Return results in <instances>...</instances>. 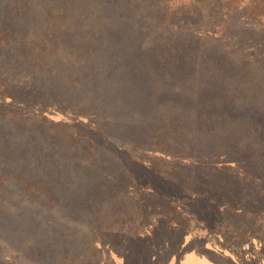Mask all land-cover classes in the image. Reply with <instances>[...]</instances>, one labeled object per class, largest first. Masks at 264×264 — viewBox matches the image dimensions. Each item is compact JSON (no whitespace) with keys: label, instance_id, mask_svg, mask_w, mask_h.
<instances>
[{"label":"rangeland","instance_id":"rangeland-1","mask_svg":"<svg viewBox=\"0 0 264 264\" xmlns=\"http://www.w3.org/2000/svg\"><path fill=\"white\" fill-rule=\"evenodd\" d=\"M90 1L94 11L106 13L100 24L92 26L90 19L83 26L86 29L78 28V51L92 58L91 78H82L78 88L73 89L75 92L69 89L61 99L79 105L92 102L91 112L87 116L78 114L75 119L80 121L79 139H85V134H105L110 140L99 149H106L103 153L108 159L100 160L92 177L68 180L58 203L45 209L56 223L74 227L70 236L44 252L41 249L48 248L49 226L42 225L41 237L40 231L22 227L18 217H12L11 226L16 225L17 233L23 235L20 241L24 254L9 253L7 259L11 258L9 262L13 264H87L88 261L136 264V258L122 257L125 249L131 250L129 254L133 256L131 243L124 246V242L97 232V227L104 225L112 236L125 231L128 236L136 233L141 238L151 229L161 231L165 227L169 236L151 249L150 258H144L145 264H264V214L261 220L243 215L244 207L254 208L246 205L247 195L263 189L257 183L264 179V173L259 172L264 167V138L258 145L249 146L254 137L248 136L245 122L238 121L241 113H247L248 118L257 117L256 125L263 124L264 111L250 114L255 104H246L253 99L236 93L234 84L222 87L220 82L215 83L213 69L198 72L201 55L196 56V62L183 63L181 58L165 64L159 62L158 50L149 46L151 41L141 42V33L154 23L155 16L146 20L136 10L128 11L139 0ZM76 3L79 20L82 1ZM117 8H123V12H117ZM93 27L97 31L90 35L87 29L91 32ZM60 34L65 35V31ZM209 44L199 54H210L215 59L226 51L225 45L220 48L217 43ZM59 72L63 74V70ZM194 76H200V81L193 80ZM43 88L48 95V88ZM252 90L253 87L248 94ZM48 116L53 122L62 120L66 124L59 127L50 124V134L56 137L57 146L72 142L75 135H71L70 125L65 121H73V114ZM210 118L230 119L228 124H223L224 129H218L222 136L214 137L223 154L216 160L211 148L206 163L182 160L180 154L186 155L190 146L205 147L200 135L206 134ZM93 127L98 130L89 133L88 129ZM156 131L166 132V140L157 136ZM228 136L234 144L222 146ZM155 141L159 144L157 149L152 144ZM242 150L246 156L240 159ZM150 153L156 157L151 166L147 163ZM236 154H239L237 163L230 160ZM109 159L111 165L104 164ZM211 161L213 165L217 161L216 166L221 169L213 170ZM122 171L150 179V185L143 186L144 181L125 185L124 178L119 177ZM105 174L111 178L104 179ZM107 181L113 185L111 192L87 196L88 189L101 182L107 185ZM102 239L104 242H100ZM208 251L218 256L219 263L200 256ZM38 252L44 254L39 256Z\"/></svg>","mask_w":264,"mask_h":264},{"label":"trees","instance_id":"trees-1","mask_svg":"<svg viewBox=\"0 0 264 264\" xmlns=\"http://www.w3.org/2000/svg\"><path fill=\"white\" fill-rule=\"evenodd\" d=\"M81 1V19L77 20V0H0V264H13L9 262L11 258L7 259L9 253L24 254L20 241L23 235L17 233L16 225L11 226L12 217H18V224L22 227L40 231L41 237L42 225L49 226L48 248L41 249L44 252L62 238L70 236L74 227L56 223L45 209L58 203L60 192L64 191L68 180L75 182L82 180V177H92L100 160L108 159L103 153L106 149H99L108 144L107 139L110 140L105 134H85V139H79L80 121L75 119L78 114L87 116L91 112L92 102L79 105L76 101L61 99L69 89L75 92L73 89L78 88L82 78L89 76V70L93 67L92 58L87 57L84 51H78V28L86 29L83 26L90 19L92 26L98 25L106 16L105 12L94 11L90 0ZM119 10L123 12V8L117 12ZM129 10H136L140 17L145 15L146 20L155 16L154 23L141 33V42L151 41L149 46L158 50L159 62L165 64L180 58L183 63L196 62V56L201 55L202 66L198 72L213 69L215 83L220 82L222 87L234 84L237 86L236 93L245 99H253L246 104H255L250 114L264 111V0H139ZM87 30L90 35L97 31L95 27L91 32ZM62 31H65L63 36L60 34ZM208 43H217L220 48L225 45L227 52L215 59L210 54H199ZM60 70H63V74ZM199 77L194 76L193 80L200 81ZM44 86L48 88V95L44 92ZM252 87V93L248 94ZM52 113L62 116L73 114V121H65L70 125L71 135H75L67 145L57 146L56 137L50 134V124L52 127L66 125L62 124V120L53 122L48 116ZM261 114V121H264V113ZM241 115L238 121L245 122L248 136L254 137L249 146L258 145L264 138V123L257 122L256 125L257 117L248 118L247 113ZM229 121L226 118H210L206 134L200 135L205 147L190 146L188 153L184 156L180 154V158L206 163L213 148L217 160L223 150H219V141L214 137L221 135L219 130L224 129L226 126L223 124ZM260 126L261 130L258 128ZM97 130L93 127L88 132L96 133ZM158 135L163 141L166 140V132L158 131ZM175 137L178 139V136ZM152 144L157 149L159 144L156 141ZM225 144L233 145L234 140L228 136L222 146ZM230 148L235 150L232 146ZM245 149L248 153V147ZM242 152L244 154L240 159L246 156L244 150ZM148 156L147 163L151 166L156 157L151 153ZM235 157L230 160L237 163L239 154ZM216 162L215 165L210 162L211 168L221 169ZM104 164L111 165V159ZM259 172L264 173V167H260ZM108 176L105 174L104 179L111 178ZM119 177L124 178L125 185H135L139 181H144L145 187L150 185V179H142L133 173L122 171ZM259 181L257 185L263 189H258L255 195H247L244 200L246 205L254 208L244 207L243 215L261 220L264 214V179ZM95 186L87 190V196L108 194L113 185H108L107 181V185L101 182ZM97 232L124 242V246L131 243L133 256L129 254L131 250L125 249L122 257L126 260L136 258V264H145L144 258H150L151 249L162 244L169 236L165 227L161 231L151 229L142 238L136 233L128 236L125 231L112 236L104 225L97 227ZM100 242H104V239ZM44 252L37 254L41 256ZM87 264L94 263L88 261Z\"/></svg>","mask_w":264,"mask_h":264},{"label":"crops","instance_id":"crops-1","mask_svg":"<svg viewBox=\"0 0 264 264\" xmlns=\"http://www.w3.org/2000/svg\"><path fill=\"white\" fill-rule=\"evenodd\" d=\"M206 251H207V249H206ZM200 256L205 257V258H207L208 260H210L212 262L219 263V261H220L219 258H218V256L215 257V253L212 254V253H210V251H208L206 253L205 252L204 253H201Z\"/></svg>","mask_w":264,"mask_h":264}]
</instances>
